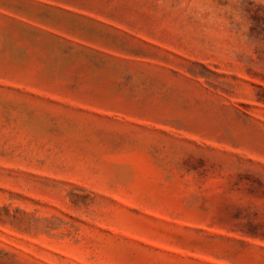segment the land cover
I'll return each mask as SVG.
<instances>
[{
    "label": "rangeland",
    "instance_id": "rangeland-1",
    "mask_svg": "<svg viewBox=\"0 0 264 264\" xmlns=\"http://www.w3.org/2000/svg\"><path fill=\"white\" fill-rule=\"evenodd\" d=\"M0 264H264V0H0Z\"/></svg>",
    "mask_w": 264,
    "mask_h": 264
}]
</instances>
